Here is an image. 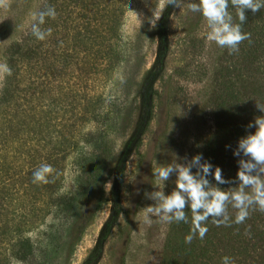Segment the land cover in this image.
<instances>
[{
    "label": "trees",
    "instance_id": "1",
    "mask_svg": "<svg viewBox=\"0 0 264 264\" xmlns=\"http://www.w3.org/2000/svg\"><path fill=\"white\" fill-rule=\"evenodd\" d=\"M49 7H53L57 15L55 19L45 17V23L40 25L42 30H52L51 36L46 39L50 42L49 47L45 44L46 40H37L31 30L24 38L9 43L2 57L5 65L11 69V75L6 73V82L0 90V116L7 127H17L18 131L25 127L29 129V135L26 133V140L21 136L16 137L17 134L8 135L6 142L0 140V249L6 242L9 244L7 255L0 250V264H6L11 258L31 261L33 241L28 234L36 231L45 217L44 208L49 203L50 192L57 189L53 190L59 181V174H62L61 165L67 161L76 166L82 165V172L91 181H97L101 176L100 164L105 163L111 153L108 135L103 133L94 139L92 131L84 132V129L91 122H99L97 111L99 105L103 104V98L102 95L91 94V91L97 69L105 62L108 65L112 63L111 39L115 38L113 30L117 20L111 14L112 26L107 35L102 32L101 23L94 22L96 16L101 18L102 12L106 16L107 10L104 8L91 11L88 15L84 13L82 17L65 0H46L39 12ZM174 8L169 5L163 11L154 29V61L135 89L137 116L117 157L112 158L109 213L89 255L80 264H98L106 242L119 225L124 211L121 194L126 162L141 145L142 136L154 114L156 85L163 77L170 47L167 24ZM74 18L82 20L84 31L74 34L77 51L72 48L70 52L67 49L68 34L65 33L71 27L68 21L71 24ZM244 29L251 34V41L241 43L239 51L235 53L237 67L236 63H232V58L218 61L209 101L214 131L206 142L205 160L219 166L225 179L236 177L238 158L233 156V150L239 138L255 131L246 130V126L256 116L264 115L255 107L256 103L264 104V41L254 38L252 32ZM74 59L79 69L76 77L78 83L71 84L69 71ZM49 83L56 85L54 94L51 87L48 91L45 89ZM31 86L39 88L36 101L44 100L38 107L43 106L40 112L28 99ZM44 96L47 98L44 99ZM47 99L49 103L44 108ZM102 117L103 123H106L105 118H108ZM3 144L7 148L5 151ZM226 145L230 147L226 148ZM42 163L50 164L56 170L54 181L49 178L52 182L45 185L33 183V173ZM236 186L225 184L220 187L230 191ZM45 197L48 198L47 202ZM74 201L72 197L64 200L59 195L53 205H62V209L72 211ZM4 210H8L5 216ZM38 211L37 217L35 212ZM28 213H31L30 218ZM228 213L234 220L236 210L231 205L228 206ZM186 214L188 223L175 222L172 225L163 264H222L225 256L231 258L232 264H264V212L251 210L249 218L239 225L232 223L231 226L217 227L209 219L205 238L201 240L197 237L190 244L185 242L191 229L190 209ZM15 218L17 222L8 228Z\"/></svg>",
    "mask_w": 264,
    "mask_h": 264
},
{
    "label": "rangeland",
    "instance_id": "2",
    "mask_svg": "<svg viewBox=\"0 0 264 264\" xmlns=\"http://www.w3.org/2000/svg\"><path fill=\"white\" fill-rule=\"evenodd\" d=\"M45 1L3 0L0 4V66L5 65L2 57L8 44L30 33ZM189 2L198 0H182L180 7H175L168 19L170 47L163 77L156 85L154 114L142 136L141 145L126 162L121 194L124 211L119 225L104 246L98 264H163L167 241L175 222L163 223L152 217L153 222L147 224L142 209L154 203L145 197V193L163 190L165 194H169L175 187V176L164 186L157 182L153 170L167 164L183 163L184 158L190 160L197 154H202L205 159L206 142L214 131L209 101L213 94L212 80L218 61L232 58V63H236L237 67V54L230 55L227 49L207 41L209 29L206 21L202 15L187 8ZM65 3L74 6L76 14L82 17L85 16L84 13L88 15L98 8L107 10L106 16L102 12L101 18L96 16L97 20L94 21L101 23L99 25H102V32L107 35L112 26L111 14L117 20L113 30L115 38H110L113 48L110 53L112 63L108 65L105 62L97 69L91 91V94L93 92L103 98V104L99 105L97 111L100 115L99 122H91L84 129V132L92 131L94 139H98L103 133L108 135L113 156L110 153L111 159L107 157L105 163L100 164L101 176L97 181H91L82 172V165L76 166L70 161L61 165L62 174H59V181L53 188L57 189L49 194L51 197L43 212L45 217L38 229L28 234L33 241L31 261L22 262L11 258L6 264H80L87 258L109 213L112 158L117 157L137 116L136 86L155 57V28L151 27L149 21L154 10L159 7L160 0H65ZM229 12L234 23H239L230 0ZM246 16L247 22L242 25V31L246 32V28L253 33L254 38L264 41V8L255 14L249 10ZM82 25V20L78 18H74L71 24L68 21V26L71 27L65 34H68L67 49L70 52L77 47V39L73 36L77 31H84ZM45 44L49 47V40ZM74 61L75 59L71 62L70 71L68 70L71 84L78 83L76 77L79 69ZM5 76L6 72L0 68V90L6 82ZM90 85L91 82L88 86ZM47 86L46 91L51 87L54 94L55 83ZM37 87L31 86L28 99L32 105H36L35 110L40 112L43 106L38 107L44 100L36 101L40 93ZM48 103L47 99L44 108H47ZM103 115L108 118H105L106 123L102 121ZM3 122L0 116L1 142H6L8 135L17 134L16 137L21 136L24 140L28 138L29 129L24 127L21 132L17 127H7ZM3 148L4 151L7 149L5 146ZM59 195L64 200L71 197L72 200L75 199L72 211L62 209V205H53ZM47 199L45 197L46 202ZM23 203L27 205L24 200ZM39 212H35L37 217ZM6 213L8 210H4L3 215ZM30 215L28 213L29 218ZM16 222L15 218L6 226L10 228ZM6 243L0 249L5 255L9 249V244Z\"/></svg>",
    "mask_w": 264,
    "mask_h": 264
},
{
    "label": "clouds",
    "instance_id": "3",
    "mask_svg": "<svg viewBox=\"0 0 264 264\" xmlns=\"http://www.w3.org/2000/svg\"><path fill=\"white\" fill-rule=\"evenodd\" d=\"M181 2L182 0H160L159 7L154 10L149 21L151 27H156L157 21L169 5L179 8ZM2 3L3 0H0V4ZM230 4L236 10L239 23H234L229 12V0H198L189 2L187 8L202 15L206 21L209 29L207 41L227 49L231 55L239 51L241 43L251 41V34L242 31V25L247 22L246 12H259L264 8V0H230ZM56 15L53 7L38 13V22L32 24V34L37 40L44 41L51 36L52 30H42L40 25L45 23V17L55 19ZM0 68L11 75V69L7 65ZM255 107L260 113H264V104L256 103ZM247 129L255 131L239 138L233 150V156L238 158V171L233 179H225L222 169L205 160L202 154H197L190 160L184 158L183 163L156 167L153 175L157 182L166 186V182L175 176V187L169 194H165L163 190L145 193V197L154 202L142 209L145 223L151 224L152 217L163 223H188L186 209H190L191 229L185 237V242L190 244L197 237L201 240L205 238L209 230L206 226L209 219L217 227L231 226L232 223L239 225L249 218L251 210L264 212V115L256 116L246 126ZM228 147L230 146L226 145ZM55 173L56 170L50 164L42 163L33 173V183L48 184L54 181ZM225 184L237 186L224 191L220 186ZM229 205L236 210L234 220L229 216ZM222 264H232L231 258L225 256Z\"/></svg>",
    "mask_w": 264,
    "mask_h": 264
}]
</instances>
